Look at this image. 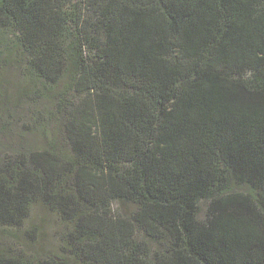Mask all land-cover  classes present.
Instances as JSON below:
<instances>
[{"label":"trees","instance_id":"1","mask_svg":"<svg viewBox=\"0 0 264 264\" xmlns=\"http://www.w3.org/2000/svg\"><path fill=\"white\" fill-rule=\"evenodd\" d=\"M9 68L54 99L63 141L0 158V224L41 202L72 258L0 264H264V0H0L5 109Z\"/></svg>","mask_w":264,"mask_h":264},{"label":"rangeland","instance_id":"2","mask_svg":"<svg viewBox=\"0 0 264 264\" xmlns=\"http://www.w3.org/2000/svg\"><path fill=\"white\" fill-rule=\"evenodd\" d=\"M86 16H93L94 20L98 18L92 11H87ZM8 36L11 39L14 38L12 34ZM86 52L89 53V48L86 49ZM23 65L26 67L27 63L23 62ZM16 71L9 68L5 77L6 82L10 81V90L8 89L6 94L7 97H10L8 99L10 103H8L6 109L5 106L0 104V158H3L5 154L11 156L17 151L25 152L37 147L42 148L47 146L52 139H57L59 142L63 141L57 119L51 118L50 111L56 109L53 103L54 99L47 96V98L40 101L33 102L29 100L24 93L34 86L29 83L34 78H28L23 73L25 72L23 69L19 70V73ZM59 80L60 83L52 89L50 95L54 96L56 93L61 92L69 77L64 74ZM16 86L23 91L19 90L18 93ZM69 98L72 101L75 99L72 95ZM56 136L58 138H55ZM246 188L244 185L233 184V190H246ZM199 206V219H204L207 201L201 200ZM113 208L116 214L129 216L137 209V206L132 202L115 201ZM26 223L25 228L22 229L13 225L0 224V252L3 250L10 252L25 251V249L29 250L27 248L29 247L41 253L48 252L52 255L72 258V255L66 250L67 244L62 237V232L65 230L64 225L58 220L53 211L47 209L41 202H37ZM32 228H35V232L37 231V239L32 242L36 247L30 246L31 238L34 236L30 231ZM136 239L138 241H148L152 251L165 249L167 245V240L160 244L157 241H152L153 239H148L142 230L137 231Z\"/></svg>","mask_w":264,"mask_h":264}]
</instances>
